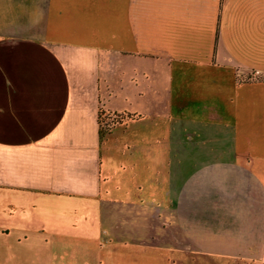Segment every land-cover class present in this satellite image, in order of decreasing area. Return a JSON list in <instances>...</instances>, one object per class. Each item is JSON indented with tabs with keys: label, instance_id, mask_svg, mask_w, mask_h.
<instances>
[{
	"label": "crops",
	"instance_id": "crops-1",
	"mask_svg": "<svg viewBox=\"0 0 264 264\" xmlns=\"http://www.w3.org/2000/svg\"><path fill=\"white\" fill-rule=\"evenodd\" d=\"M101 110L135 118L103 140ZM120 203L129 257L154 218L151 246L264 264V0H0V234Z\"/></svg>",
	"mask_w": 264,
	"mask_h": 264
},
{
	"label": "rangeland",
	"instance_id": "rangeland-1",
	"mask_svg": "<svg viewBox=\"0 0 264 264\" xmlns=\"http://www.w3.org/2000/svg\"><path fill=\"white\" fill-rule=\"evenodd\" d=\"M102 114V139L104 140L109 129L113 128L111 123L114 112L103 110ZM111 116V120L108 118ZM129 121L125 115L123 123ZM109 124V125H107ZM123 209L118 213L116 227L110 232H101L94 236V233L75 232H25V230H15L11 233L0 234V264H217V257H210V261H200L204 256L198 250L196 260H188L191 257L187 253L174 252L163 248V244L156 238L152 246L147 243V237L157 236L153 229V219L150 223L145 222L130 230L134 236V242H146L144 247L134 245L132 247V257H129V250H125L120 242L124 237H129V232L125 233V227L129 218V203L119 204ZM119 208V207H118ZM158 222V221H157ZM123 224V226H121ZM151 224V226H150ZM99 229V228H98ZM155 232V233H153ZM158 237V236H157ZM137 239V240H136ZM141 239V240H140ZM135 242V243H136ZM165 246V244H164ZM193 257V255H192ZM205 258V256H204ZM188 260V261H187ZM237 258H230L227 264H238Z\"/></svg>",
	"mask_w": 264,
	"mask_h": 264
},
{
	"label": "trees",
	"instance_id": "trees-1",
	"mask_svg": "<svg viewBox=\"0 0 264 264\" xmlns=\"http://www.w3.org/2000/svg\"><path fill=\"white\" fill-rule=\"evenodd\" d=\"M249 80H252V78L249 77V79H247V80H240V81L243 82V81H249ZM254 80L258 81V80H260V78H256V79H254ZM103 113H104L103 110H101V111L99 112V123H100V125H101V132H102V128H103V124H102V114H103ZM109 113H110V112H109ZM113 115H114V118L112 119L111 123H112L114 126H116V125H118V124H122V123H123V118L125 117V115H127V116L129 117V120L135 118V115H134V114H130V113H117V112H115V113H113ZM108 118L111 120V116H108ZM107 125H109V124H107ZM114 126H113V127H114ZM111 130H112V128L109 129V132H110Z\"/></svg>",
	"mask_w": 264,
	"mask_h": 264
}]
</instances>
